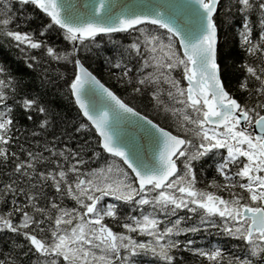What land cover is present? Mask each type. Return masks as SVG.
<instances>
[{"label": "snow or ice", "instance_id": "obj_1", "mask_svg": "<svg viewBox=\"0 0 264 264\" xmlns=\"http://www.w3.org/2000/svg\"><path fill=\"white\" fill-rule=\"evenodd\" d=\"M16 2L12 28L11 0H0V37L28 69H43L42 84L55 83L49 70L64 83L86 118L73 131L97 136L75 148L49 138L58 114L0 64V264H182L180 252L197 264H264V0ZM37 18V29L21 30ZM225 24L237 26L242 53L235 86L220 60ZM52 31L62 47L42 39ZM133 32L107 63L127 95L150 97L158 120L84 63L98 34ZM124 124L143 133V148L125 139ZM208 155L218 178L198 187L193 162ZM209 229L239 252L197 246L191 237Z\"/></svg>", "mask_w": 264, "mask_h": 264}, {"label": "trees", "instance_id": "obj_2", "mask_svg": "<svg viewBox=\"0 0 264 264\" xmlns=\"http://www.w3.org/2000/svg\"><path fill=\"white\" fill-rule=\"evenodd\" d=\"M10 6L12 13L15 14V22L10 25V27L15 28L16 24L20 23L19 18L21 12L16 0H11ZM20 27L21 30L26 29L29 31L37 29L39 27V18L29 20L27 24H21ZM149 28H151V26H149ZM236 28L237 26L235 24L231 27L225 24L222 29L223 34L219 40L221 47V66L228 65V76L231 77L232 86H235L236 77L239 75V73L235 72L233 65L234 63L238 64L242 59V53L238 47V37L235 35ZM135 36V32L131 33L130 36L125 34H115L111 39L98 35L94 38L96 40V45L92 47L91 52L86 56L84 63L102 83L113 90L117 95L133 105L143 115H147L150 119L158 120L159 117L155 114L149 104L150 97L136 96L133 99L127 95L129 88L127 85L121 86L118 84L117 80L111 75L112 72L117 70L111 68L107 63L108 60L115 62L116 57L121 51V45L131 43L132 38ZM42 39L47 40L51 44H55L57 47H62L65 44L62 35H60L58 31H52L42 37ZM139 59L140 58L138 57H133L129 61L128 66L132 69L133 74H135V67L138 65ZM0 64L7 66L12 71V74L18 81H20L21 85H23L22 90L31 91L34 94L40 95L51 106L54 115L58 114L56 115L57 128L50 130L48 134L49 138L52 133L55 132L56 135L60 136L61 143L70 145L73 148L78 144H84L86 141L91 143L96 139L97 134L94 129L91 131L85 129L79 133L73 131V128L77 126V122H86V120L82 114L79 113L74 100L67 92L63 91L65 88L64 83L56 80L54 73L49 70L48 75L52 80H55V83L42 84L41 80L43 77H38V72H42L43 69H28L23 63V56L20 54L19 50L13 48L9 41L4 37H0ZM44 67H47V65ZM52 67L58 69L61 73L71 71V66H64L62 64H53ZM236 96L239 98L240 93L237 92ZM161 123H164V121H161ZM20 125L22 127H32L30 123L22 118L20 119ZM57 129H63V135ZM68 133H71V139L64 138ZM40 139L43 141L44 137H40ZM57 146L59 147V145ZM104 156L107 157L108 154L105 153ZM215 160L216 158L211 159V163ZM194 164L196 165L194 173L197 176L198 185L200 187L207 185L209 179L218 178L214 172L213 164L205 165L203 161ZM0 179H3V177L0 176ZM191 238L196 241L197 246L200 247L207 248L214 244L222 248L225 254L239 252L233 238L223 234H217L211 229L207 232L196 234ZM181 239H183V237H181ZM177 255L181 258L182 264H197V261L199 260V258L193 257L192 254L186 252H180ZM151 259L152 258L150 257H141V264H151Z\"/></svg>", "mask_w": 264, "mask_h": 264}, {"label": "water", "instance_id": "obj_3", "mask_svg": "<svg viewBox=\"0 0 264 264\" xmlns=\"http://www.w3.org/2000/svg\"><path fill=\"white\" fill-rule=\"evenodd\" d=\"M63 2L66 5L71 4V5L79 6V5L83 4L85 2V0H63ZM114 2L117 4H125V3H128L129 0H114ZM85 120H86V118H85ZM121 129H122V135L125 137V139L128 142L135 144L138 148H143L145 146L146 142L143 139V133L139 129H137L136 127H134L131 124L121 125Z\"/></svg>", "mask_w": 264, "mask_h": 264}, {"label": "flooded vegetation", "instance_id": "obj_4", "mask_svg": "<svg viewBox=\"0 0 264 264\" xmlns=\"http://www.w3.org/2000/svg\"><path fill=\"white\" fill-rule=\"evenodd\" d=\"M214 158H215L214 156L208 155V156L202 158L200 161H203V163H205V165H209V164L214 165L215 161L211 163V159H214ZM197 162H199V161H194L193 163H197ZM198 187H200V186L198 185Z\"/></svg>", "mask_w": 264, "mask_h": 264}, {"label": "rangeland", "instance_id": "obj_5", "mask_svg": "<svg viewBox=\"0 0 264 264\" xmlns=\"http://www.w3.org/2000/svg\"><path fill=\"white\" fill-rule=\"evenodd\" d=\"M149 70H150V69H149ZM106 199L110 200L111 198H106Z\"/></svg>", "mask_w": 264, "mask_h": 264}]
</instances>
